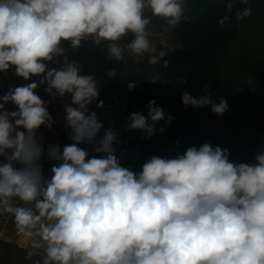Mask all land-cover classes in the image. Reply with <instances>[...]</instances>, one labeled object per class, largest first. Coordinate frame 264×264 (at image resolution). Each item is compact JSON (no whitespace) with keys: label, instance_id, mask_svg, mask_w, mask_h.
Segmentation results:
<instances>
[{"label":"clouds","instance_id":"clouds-1","mask_svg":"<svg viewBox=\"0 0 264 264\" xmlns=\"http://www.w3.org/2000/svg\"><path fill=\"white\" fill-rule=\"evenodd\" d=\"M146 7L172 27L184 14L182 0H0V72L14 68L31 81L0 95V213L12 214L17 233L45 248L43 264H264V152L255 163H236L227 149L205 143L175 158L152 156L137 173L114 154L110 129L95 140L103 125L89 114L99 96L94 77L81 74L75 62L49 67L64 56L62 41L73 49L82 41L108 42V59L122 61L116 42L132 33L131 54L154 53ZM249 15L245 8L236 19ZM107 74L116 76L114 69ZM42 84L53 97L71 94L65 119L75 142L62 149L51 144L46 150L37 134L54 123L50 102L37 94ZM182 99L185 106L211 103L219 115L228 110L227 101L187 92ZM9 103L16 110H8ZM162 119L163 109L151 100L147 116L133 112L128 127L150 137ZM85 142L104 155L90 156L79 147ZM46 151L55 161L50 177L42 162Z\"/></svg>","mask_w":264,"mask_h":264},{"label":"trees","instance_id":"trees-1","mask_svg":"<svg viewBox=\"0 0 264 264\" xmlns=\"http://www.w3.org/2000/svg\"><path fill=\"white\" fill-rule=\"evenodd\" d=\"M228 3L233 4L230 11L226 6ZM183 8L181 22L175 27L170 26L180 45L169 51H160L165 55L157 64H151L149 60L152 55L159 56L160 52H145L142 67L130 68L133 56L125 50L134 39L132 33L120 39L124 51L122 61L108 59V46L99 47L86 41H82L77 49H73L69 41H62L61 45L69 56L84 62L89 72L103 78L105 87L101 99L118 94L136 102L146 116L149 101H156V106L164 111V119L157 123L171 138L167 148L171 158L183 154L189 147H197L201 133L194 116L197 106H185L183 94L187 92L196 99L221 100L227 78H245L249 62L264 55V0H247V3L242 0H185ZM245 8L251 9V15L237 20V12L242 13ZM144 14L150 18L148 32L161 24H168L166 19L152 15L151 9L145 10ZM224 16L229 19L221 27L219 21ZM164 61H168L167 66ZM113 69L116 72L114 78L107 74ZM133 81L136 86L129 90L128 84ZM169 117H173L170 123ZM259 117L255 121L254 116L248 114L243 119L244 125L253 127L261 123ZM260 135L255 140L247 137V145L244 141L241 145L238 143L243 152L235 153L230 161L252 164L250 147L257 143ZM135 165L140 172L142 162Z\"/></svg>","mask_w":264,"mask_h":264},{"label":"built area","instance_id":"built-area-1","mask_svg":"<svg viewBox=\"0 0 264 264\" xmlns=\"http://www.w3.org/2000/svg\"><path fill=\"white\" fill-rule=\"evenodd\" d=\"M185 0H182L184 3ZM150 8H145V10H149ZM149 41L151 47L155 50H158L156 47L160 48L162 42L157 39L156 36L160 35V32L153 31L149 33ZM95 46H108V42H104L100 45H96L92 40H87ZM118 45L122 47V44L117 41ZM162 51V50H158ZM125 52L131 54L128 49ZM136 56V55H134ZM143 58V57H142ZM138 59V58H134ZM75 62L80 70L81 74H89L92 75L96 81L97 88L99 90V96L97 99L93 100V102L88 106L89 114L91 112H95L98 120L102 123L103 127L100 129L95 140L98 142L103 138L105 132L107 130H111L116 136V140L113 142V146L116 149L115 155L120 159L121 165L124 167H129L135 172H139L138 167L135 165L136 163L142 162V165L151 159L152 156H161L171 158L172 155L168 151V144L170 142V137L165 133L164 128L159 124L155 123V132L149 137L146 132L139 129H130L128 125L130 124V117L133 112L143 113L145 115V111L141 106H139L136 102L130 101L128 99L123 98L118 94H112L106 96L104 99H101V93L105 87V83L102 77L94 75L93 73L87 70L86 65L79 59L72 58L65 51L64 56L54 57L53 62H48L49 67L60 68L64 66L66 63ZM136 65H138L136 63ZM140 67V66H139ZM138 68V67H136ZM40 77L34 76L32 80H39ZM31 81H26L21 77H18L14 74V68L7 72H0V95L6 94L9 88H14L16 86H21ZM46 84H42L37 89V94L41 96L42 99L49 101L48 110L54 119V123L52 125L51 130L42 126L38 130V135H43L45 144V148L47 150V146L51 144H59L61 145V149L64 145L72 144L75 141L71 139L72 129L66 126V112L65 107L71 104V94H66L65 97H60L59 95L53 97L49 95L45 88ZM99 101H103V107H98ZM2 102V101H0ZM73 107H78L77 105H72ZM8 110H16V106L9 103L7 106ZM146 116V115H145ZM151 122V121H149ZM163 129V132H161ZM95 144H88L87 142L82 143L79 147L87 150L91 155L101 156L103 153H94L92 149L95 147ZM43 166L45 175L51 176L50 169L55 163V161H51L47 157V151L45 152V157L43 158ZM127 163V164H124ZM16 204L25 207H32L33 205H23L20 201H15ZM0 237L11 242H14L26 249L31 251L43 254L45 253V248H36L33 246L30 238H27L23 235H20L16 231L14 217L10 213H0Z\"/></svg>","mask_w":264,"mask_h":264},{"label":"flooded vegetation","instance_id":"flooded-vegetation-1","mask_svg":"<svg viewBox=\"0 0 264 264\" xmlns=\"http://www.w3.org/2000/svg\"><path fill=\"white\" fill-rule=\"evenodd\" d=\"M246 72L248 74L244 76L245 78H227L222 88L223 98L212 101L216 104L227 101L228 110L222 115L212 111L211 103L197 107L194 116L201 130L197 147L205 143H210L214 148L220 146L222 149H227L230 153L229 158H232L235 153L243 152L238 143L241 145L244 141L247 145V137L255 140L264 130V55L254 62H249ZM257 93H260L259 96ZM248 114L254 116L255 121L259 115L262 119L261 123L253 126L257 128L252 135L244 133L245 130L252 128L247 127L243 122ZM253 146L254 144L250 147V152Z\"/></svg>","mask_w":264,"mask_h":264},{"label":"water","instance_id":"water-1","mask_svg":"<svg viewBox=\"0 0 264 264\" xmlns=\"http://www.w3.org/2000/svg\"><path fill=\"white\" fill-rule=\"evenodd\" d=\"M251 151L252 163H255L257 154L264 152V130ZM0 264H43V254L0 237Z\"/></svg>","mask_w":264,"mask_h":264},{"label":"rangeland","instance_id":"rangeland-1","mask_svg":"<svg viewBox=\"0 0 264 264\" xmlns=\"http://www.w3.org/2000/svg\"><path fill=\"white\" fill-rule=\"evenodd\" d=\"M154 30L157 32H160V35L156 36L157 39L162 42L161 43L162 45L159 46L160 48L156 47L158 50L169 51V50H172L173 48H175L176 45H180V43H178L176 37L173 36L172 31H171V27L169 24H161L160 26H158V28H156ZM158 50H155V53L160 52ZM145 55H146V53H144L143 55H139V56L138 55H136V56L131 55V56H133V59H132V63H130L131 64L130 68L132 70H135V67H138V68H139V66L142 67V65H141V62H143L142 57H144ZM134 58H138V59H134ZM136 63L138 65H136ZM142 64H144V63H142ZM136 70L138 71V69H136ZM257 94L259 96L260 93H257ZM256 128L257 127H252L250 129H247V130H245L244 133L247 135H252L255 132Z\"/></svg>","mask_w":264,"mask_h":264},{"label":"crops","instance_id":"crops-1","mask_svg":"<svg viewBox=\"0 0 264 264\" xmlns=\"http://www.w3.org/2000/svg\"><path fill=\"white\" fill-rule=\"evenodd\" d=\"M153 31H155V30H154V29H153V30H150L149 33H150V32H153ZM128 54H129V53H128Z\"/></svg>","mask_w":264,"mask_h":264}]
</instances>
